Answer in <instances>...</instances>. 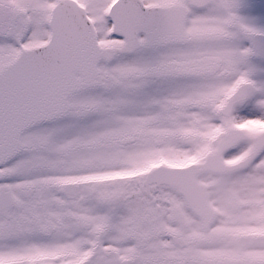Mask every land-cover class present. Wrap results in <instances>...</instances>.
<instances>
[{"label":"snow or ice","instance_id":"6c2138e0","mask_svg":"<svg viewBox=\"0 0 264 264\" xmlns=\"http://www.w3.org/2000/svg\"><path fill=\"white\" fill-rule=\"evenodd\" d=\"M0 264H264V0H0Z\"/></svg>","mask_w":264,"mask_h":264}]
</instances>
